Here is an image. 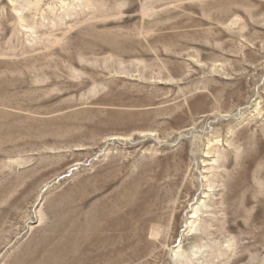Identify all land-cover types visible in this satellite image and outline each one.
<instances>
[{
    "label": "rangeland",
    "instance_id": "rangeland-1",
    "mask_svg": "<svg viewBox=\"0 0 264 264\" xmlns=\"http://www.w3.org/2000/svg\"><path fill=\"white\" fill-rule=\"evenodd\" d=\"M181 253L264 264V0H0V264Z\"/></svg>",
    "mask_w": 264,
    "mask_h": 264
},
{
    "label": "bare ground",
    "instance_id": "bare-ground-1",
    "mask_svg": "<svg viewBox=\"0 0 264 264\" xmlns=\"http://www.w3.org/2000/svg\"><path fill=\"white\" fill-rule=\"evenodd\" d=\"M96 229V228H95ZM94 229V230H95ZM198 229V228H197ZM199 230V229H198ZM200 232H198V235H200L199 234ZM92 234V233H91ZM92 238V237H91ZM199 238V237H198ZM209 238V237H208ZM88 243V242H87ZM192 244V247L194 248L193 250V253H194V256H195V259L196 260H200V256L203 254V252L205 251V250H202L201 248L203 247V246H201V247H199V245L198 244H196L195 242H193V243H191ZM206 244V243H205ZM203 245V244H202ZM64 246V245H63ZM217 246V245H216ZM207 247V246H206ZM61 249H63V248H61ZM64 250V249H63ZM207 250V249H206ZM61 251V250H60ZM65 251V250H64ZM66 253V252H65ZM205 253V252H204ZM208 254V253H207ZM57 255V254H56ZM185 257H186V253H181L180 255H179V262H180V264H182V263H186L185 262ZM202 258V257H201ZM203 259V258H202ZM198 260V261H199ZM190 262V261H189Z\"/></svg>",
    "mask_w": 264,
    "mask_h": 264
}]
</instances>
